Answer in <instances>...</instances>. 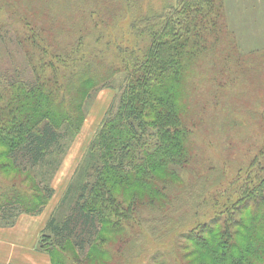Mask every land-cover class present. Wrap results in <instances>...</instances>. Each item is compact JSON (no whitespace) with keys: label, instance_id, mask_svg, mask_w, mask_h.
Instances as JSON below:
<instances>
[{"label":"trees","instance_id":"16d2710c","mask_svg":"<svg viewBox=\"0 0 264 264\" xmlns=\"http://www.w3.org/2000/svg\"><path fill=\"white\" fill-rule=\"evenodd\" d=\"M139 5L0 0V228L49 205L65 140L79 133L93 94L121 75L117 105L37 250L52 264H116L128 242L142 239L143 217L159 212L156 240L180 230V254L169 246L173 264H264V143L225 188L199 173L215 169L200 135L234 125L219 124L233 100L227 1L177 0L146 12ZM5 41L17 44L21 63Z\"/></svg>","mask_w":264,"mask_h":264},{"label":"rangeland","instance_id":"374dc122","mask_svg":"<svg viewBox=\"0 0 264 264\" xmlns=\"http://www.w3.org/2000/svg\"><path fill=\"white\" fill-rule=\"evenodd\" d=\"M226 1V18L232 33L229 36L233 48H235V53L232 55L233 58L230 59L232 60L231 65H229V70L226 72L227 74L230 72L229 76L232 78L233 84H228L227 94L233 100L231 106L229 104L228 117L219 124L222 126L225 123L232 122L234 125L232 126L233 128H227V126L218 127V130L213 129L200 135L202 138L200 140L203 143L202 147L205 148L206 161L210 160L215 169L201 168L199 173L202 171V176L203 174L204 176H209L215 182L224 181L220 188H225L229 181H234L240 173H244L243 169H246V166L264 143V0ZM176 3L177 0H140L139 6L142 11L146 12L150 9L160 10L164 6H171ZM140 15L141 10L137 8L134 16ZM129 21L127 18L122 25L125 27ZM15 28L18 29L17 26ZM3 44L8 48L7 52L10 56L12 53L14 56H16V53L18 54L15 62L21 63V50L17 44L13 41H5ZM22 68H25L24 64H22ZM123 83V77L119 75L112 87L96 91L87 105V118L79 133L73 137H68L67 141L65 140V153L62 156L57 172L50 182L55 194L52 198V209L48 219L57 213L56 210L67 194L69 186L71 184L75 186L78 169L102 122L107 117L108 110L112 106L115 109ZM186 175L187 173H184L183 181L184 185L188 186L189 179L186 178ZM199 184L202 185L203 182L199 181ZM140 194L144 196L145 192L142 191ZM71 198L69 197L68 201ZM177 204L176 202L174 205ZM213 213L210 215L211 217ZM147 214L148 216L143 217L148 218V220L144 222V233L141 232L143 233L142 239L139 241L134 239V242H128L126 244L127 248L122 249L124 252L122 256L116 258V264H161L162 262H165L164 264H173L175 257L173 258L172 254H169V246L172 251L176 246L174 254H180L179 243L174 244L173 242L174 240L176 241L173 237L174 234L177 237L180 230L163 237L161 240H156L155 238L160 237L157 233L161 225V214L159 212H148ZM190 214L193 213L190 212ZM48 219L46 222H48ZM204 220H207V218L201 213L199 221ZM185 223L186 227L184 229H188L195 224V221L190 218ZM14 226L1 227L2 229H0L10 230L17 227V225ZM36 226L30 228L26 235V242H24V235H22L23 238L17 237V230L12 235L7 233L0 235V264H19L13 259H15L16 255L26 253L25 249H23L24 247L31 246L34 250V247L38 246L41 235L35 240ZM13 240L18 242L14 249L11 247ZM135 244H140L139 251L136 249ZM66 248L70 252L73 251L70 245H67ZM162 248L165 250H162ZM158 256L159 263L154 259Z\"/></svg>","mask_w":264,"mask_h":264},{"label":"crops","instance_id":"0c3cea01","mask_svg":"<svg viewBox=\"0 0 264 264\" xmlns=\"http://www.w3.org/2000/svg\"><path fill=\"white\" fill-rule=\"evenodd\" d=\"M52 202V200H51ZM51 202L49 203V205L45 208V210L37 216H32V215H21L19 217V219L17 220V227L10 229V230H1L0 229V235H2L3 233H7L9 235H12L13 232L15 230L20 231L17 232V237L18 238H23L22 235H24L25 240L24 242H26V235L29 232L31 227H34L35 225V240L37 239L38 236L41 235L45 225H46V221L50 215L51 209H52V204ZM49 220V219H48ZM46 222V223H45ZM40 239V237H39ZM17 241L13 240L11 247L14 249V247L17 245ZM12 249V252H13ZM23 249H25L26 253H21V255H16L15 259L19 264H52L51 263V259L47 254H44L40 251L37 250V247H34V250L32 249V247H24ZM12 254V253H11ZM12 260V261H13Z\"/></svg>","mask_w":264,"mask_h":264}]
</instances>
